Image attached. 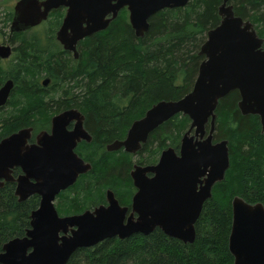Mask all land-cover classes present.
Masks as SVG:
<instances>
[{
    "label": "trees",
    "instance_id": "1",
    "mask_svg": "<svg viewBox=\"0 0 264 264\" xmlns=\"http://www.w3.org/2000/svg\"><path fill=\"white\" fill-rule=\"evenodd\" d=\"M221 2L189 0L183 7L162 9L149 18L143 37H135L127 10L122 8L106 29L78 42L77 59L55 41L62 8L52 10L41 27L13 34L0 29V39L13 45L12 56L0 60V85L7 79L13 81L4 115L0 108V138L27 124L45 127L49 113L64 106L86 113L85 126L92 140L77 151L91 163V169L60 192L61 213L80 212L99 203L107 188L120 203H127L133 191L132 163L151 164L160 150L178 148L190 124L180 113L148 135L135 161L122 150L109 152L104 147L123 138L132 121L152 104L177 100L191 90L203 59L199 47L206 32L220 21L217 8ZM228 2L236 16L251 21L264 48V0ZM12 14L10 10L2 20L3 27L8 26ZM45 76L51 81L48 87L40 85ZM59 93L61 97L56 98ZM67 94L72 97L65 98ZM238 100V92L232 90L215 109L213 138L227 141L229 167L202 206L192 243L155 229L147 235L114 237L79 248L66 264H233L228 249L232 198L238 195L264 206V134L259 117L242 115ZM13 186L6 182L0 188V251L3 243L24 235L30 212L38 205L37 195L18 201Z\"/></svg>",
    "mask_w": 264,
    "mask_h": 264
},
{
    "label": "water",
    "instance_id": "2",
    "mask_svg": "<svg viewBox=\"0 0 264 264\" xmlns=\"http://www.w3.org/2000/svg\"><path fill=\"white\" fill-rule=\"evenodd\" d=\"M189 0H17L9 23L10 33L38 26L52 10L64 8L55 37L64 50L77 58V43L104 30L122 8L135 37H143L149 18L162 9L183 7ZM219 23L206 32L199 47L203 59L191 90L177 100H160L130 124L122 140L106 145L135 154L148 135L176 114L190 119L178 148L166 147L155 164H133L129 172L136 188L128 207L119 204L112 190L106 191V205L82 213L59 216L55 196L71 186L80 174L91 169L75 152L78 141L91 140L76 110L51 118L50 133L40 132L28 144L31 128L20 129L0 140V188L14 181L18 201L39 197L29 215L24 235L3 243L0 264H66L79 248L92 247L106 239L147 235L155 228L183 243L195 239V222L211 197L215 183L223 180L229 167L227 141L213 140L215 109L230 91L239 93L237 108L242 115L259 117L264 134V48L253 24L236 16L228 0L217 8ZM11 54L9 44L0 43V58ZM48 79L43 81L46 86ZM13 81L0 87V106L6 103ZM76 119L74 129L66 125ZM209 123V129H204ZM22 171L16 177L12 169ZM150 174V175H149ZM136 213V217H134ZM228 249L233 264H264V206L235 195L231 200Z\"/></svg>",
    "mask_w": 264,
    "mask_h": 264
},
{
    "label": "flooded vegetation",
    "instance_id": "3",
    "mask_svg": "<svg viewBox=\"0 0 264 264\" xmlns=\"http://www.w3.org/2000/svg\"><path fill=\"white\" fill-rule=\"evenodd\" d=\"M64 9V8H63ZM64 12H65V9H64ZM128 13V12H127ZM218 13V12H217ZM63 18V17H62ZM62 21V20H61ZM41 24V23H40ZM39 24V25H40ZM61 24V23H60ZM60 26V25H59ZM59 28V27H58ZM57 28V29H58ZM56 29V30H57ZM29 30V29H28ZM27 31V30H26ZM24 32V31H23ZM55 33H56V31H55ZM55 33H54V36H55ZM9 34H11L10 32H9ZM13 34V33H12ZM55 40H56V37H55ZM57 41V40H56ZM57 43L59 44V46L61 47V49L63 50V51H67V50H64L63 49V47L60 45V43L57 41ZM5 44H9L10 45V47H11V54H10V56L8 57V58H6V59H1L0 58V60H8L11 56H12V52H13V45L9 42V41H6L5 42ZM78 44V43H77ZM76 47H77V45H76ZM77 51H78V49H77ZM67 52H69L70 53V55H71V57L73 58V59H77L78 58V56H77V58H74L73 57V53L71 52V51H67ZM79 54V53H78ZM201 62V61H200ZM48 79V83H47V85L46 86H44L42 83H43V81L45 80V79ZM5 82V81H4ZM3 82V83H4ZM50 78L49 77H47V76H45V77H43V78H41L40 79V85L42 86V87H48L49 85H50ZM3 83L0 85V87L3 85ZM13 88V87H12ZM12 88H11V90H12ZM238 92V91H237ZM10 93H11V91H10ZM10 93H9V95H10ZM238 95H239V93H238ZM59 97H61V94L59 93V94H56V98H59ZM72 97V95H70V94H67L66 96H65V98H68V99H70ZM8 99H9V96H8V98H7V100H6V103H7V101H8ZM238 102V101H237ZM6 103L3 105V106H0V108H3V109H5L7 106H6ZM68 110H76L77 112H79L82 116H83V120H82V126H83V128L87 131V133L91 136V140H92V135L90 134V132L87 130V128H86V126H85V121H86V113L85 112H83V111H81L79 108H77V107H75V106H64V107H61V108H59V109H57V110H55V111H53V112H51V113H49V115H48V117H49V121H48V123L46 124L47 126H45V127H41V128H36L35 126H33L32 124H27V125H24V126H21V127H19V128H17L16 130H14V131H12V132H10V133H8L7 135H5V136H3V137H1L0 138V140L2 139V138H4V137H6V136H8V135H10V134H12V133H14V132H16V131H18V130H20V129H23V128H31V130H30V137H29V139L27 140V143L28 144H31V143H35L36 142V137H37V135L40 133V132H42V131H45V132H47V133H50V129H51V118L53 117V116H55V115H58V114H60V113H62V112H64V111H68ZM190 120V119H189ZM75 123H76V119H72V120H70L69 122H68V124L66 125V130L67 131H72L73 129H74V126H75ZM190 125V124H189ZM206 125H208V128H206ZM214 126H215V123H214ZM209 123H207V124H205V126H204V129H209ZM129 128V127H128ZM188 128H189V126H188ZM187 128V129H188ZM128 130V129H127ZM127 130H126V132H127ZM207 131V130H206ZM125 136H126V133H125V135H124V137L123 138H120V139H114V140H122V139H124L125 138ZM91 140L90 141H86V140H84V139H81L80 141H78L77 143H76V145H75V147H74V152L80 157V158H82L83 159V161H85V162H88V163H90L89 161H86L79 153H78V151H77V149H78V147L80 146V145H82L83 143H90L91 142ZM113 140V141H114ZM213 140H214V138H213ZM113 141H111V142H113ZM111 142H109V143H111ZM109 143H106L105 144V150L106 151H108L107 149H106V145L107 144H109ZM165 149V148H164ZM118 150H122V151H124L123 150V148H120V149H118ZM118 150H116V151H118ZM163 150V149H162ZM162 150H160V152L162 151ZM110 152V151H109ZM112 152H114V151H112ZM125 152V151H124ZM127 153V152H126ZM137 153V152H136ZM136 153L135 154H131V153H128V154H130V155H136ZM159 155H160V153L158 154V156H157V160H158V157H159ZM157 160H156V162H157ZM156 162H154V163H151V164H155ZM91 164V163H90ZM133 164H139V163H136V162H133L132 163V165ZM151 164H140V165H151ZM131 168H132V166H131ZM131 170V169H130ZM130 170H129V172H130ZM90 171V170H89ZM88 172V171H87ZM87 172H85V173H87ZM22 173V171H21V169L19 168V167H15V168H13L12 169V174H13V176L14 177H16L17 175H19V174H21ZM81 175V174H80ZM150 175V174H149ZM130 176V175H129ZM131 178V177H130ZM131 182H132V180H131ZM6 183V182H5ZM7 183H13V191H14V189H15V182L14 181H9V182H7ZM132 186H133V183H132ZM68 188V187H67ZM67 188L65 189V190H62V191H60V192H63V191H66L67 190ZM109 188H107V189H105V191H104V196H103V200L102 201H100L99 203H97V204H94L93 206H91V207H89V208H84L82 211H80V212H76V213H61L60 212V210H59V202H58V195L60 194V192L55 196V199H54V206H55V208H56V210H57V213H58V215L59 216H67V215H74V214H79V213H82L83 211H85V210H93L95 207H97V206H100V205H106L107 204V202H106V191L108 190ZM109 190H111V189H109ZM135 191H136V188L133 186V191H132V193L130 194V200L127 202V203H120L119 201V204L120 205H122V206H127L128 207V211H127V214H126V217L128 216V214H129V212H130V203H131V198H132V196H133V194L135 193ZM114 193V192H113ZM114 196H115V194H114ZM115 198H116V196H115ZM117 199V198H116ZM118 200V199H117ZM38 203H39V197H38ZM37 207H38V205H37ZM36 207V208H37ZM31 213V212H30ZM134 217H136V213H134ZM155 229H158V228H155ZM154 229V230H155ZM153 230V231H154ZM160 230V229H159ZM161 231V230H160ZM117 238V237H116Z\"/></svg>",
    "mask_w": 264,
    "mask_h": 264
},
{
    "label": "rangeland",
    "instance_id": "4",
    "mask_svg": "<svg viewBox=\"0 0 264 264\" xmlns=\"http://www.w3.org/2000/svg\"><path fill=\"white\" fill-rule=\"evenodd\" d=\"M17 0H0V29H2V31H4L6 34H9V24L8 26L5 28L2 26V20L6 17L7 13L12 10L13 11V6L15 4ZM63 9V8H62ZM64 10V9H63ZM65 13V12H64ZM64 15V14H63ZM44 22H42L40 25L36 26V27H41L43 26ZM56 41V40H55ZM6 41H2L0 39V43L5 44ZM57 42V41H56ZM58 44V43H57ZM59 45V44H58ZM6 108L4 110H2V115H4L6 113ZM160 153V152H159ZM137 157H139L138 155H132V161H135L137 159Z\"/></svg>",
    "mask_w": 264,
    "mask_h": 264
}]
</instances>
